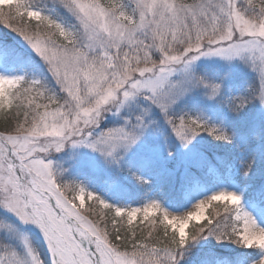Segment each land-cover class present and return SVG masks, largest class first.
Instances as JSON below:
<instances>
[{
	"label": "snow or ice",
	"instance_id": "obj_1",
	"mask_svg": "<svg viewBox=\"0 0 264 264\" xmlns=\"http://www.w3.org/2000/svg\"><path fill=\"white\" fill-rule=\"evenodd\" d=\"M0 264H264V0H0Z\"/></svg>",
	"mask_w": 264,
	"mask_h": 264
}]
</instances>
